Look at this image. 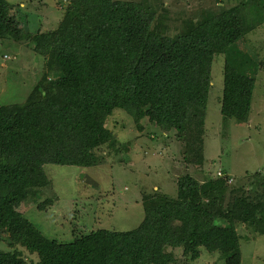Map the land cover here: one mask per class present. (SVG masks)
Instances as JSON below:
<instances>
[{"label": "trees", "instance_id": "obj_1", "mask_svg": "<svg viewBox=\"0 0 264 264\" xmlns=\"http://www.w3.org/2000/svg\"><path fill=\"white\" fill-rule=\"evenodd\" d=\"M160 1L67 0L55 28L32 33L0 0V39L32 44L43 63L24 102L0 105V242L10 248L0 249V264H172L179 248L193 260L204 248L229 258L223 264H240L238 226L264 237L262 172L250 175L248 189L231 187L226 171L205 182L183 176L174 197L143 196L144 218L135 229L73 231L70 240L47 237L13 209L44 198L42 210L57 199L45 164L97 167L127 151L117 137L125 125L141 129L147 121L176 130L188 140L183 158L201 165L217 54L224 58L221 121L248 122L258 65L241 45L240 5L202 14L190 30L171 35L158 20Z\"/></svg>", "mask_w": 264, "mask_h": 264}, {"label": "rangeland", "instance_id": "obj_2", "mask_svg": "<svg viewBox=\"0 0 264 264\" xmlns=\"http://www.w3.org/2000/svg\"><path fill=\"white\" fill-rule=\"evenodd\" d=\"M6 1L11 4L9 15L18 22V27L33 33L38 29L55 28L60 21L62 4L67 0ZM160 2L158 20L164 25V31L171 35L179 30H190L203 19L202 14L240 5L246 31L241 45H245L244 50L258 65L249 120L246 124L227 122L226 125L221 121L224 58L217 54L211 66L202 134V164L186 162L183 157L188 140L186 136H179L176 130H161L147 121L142 122L141 129L133 124L125 125L126 128L117 133L118 140L127 148L117 154L120 159L112 153L108 156L105 150L103 152L111 161L97 167L45 164V174L57 199L42 210L38 205L44 198L39 203L29 200L13 205L15 211L24 214L49 238L70 240L73 231L88 234L99 229H135L144 218L143 196L163 193L174 197L178 178L186 175L205 182L223 177V171H226L231 176L228 184L242 189H248L253 180L250 175L257 172L264 175V0ZM32 50V44L0 39V105L24 102L36 84L43 63ZM122 116L128 118L125 114ZM121 118L120 115L114 117L116 122ZM114 122L110 120L108 126L112 127ZM124 124L126 120L120 127ZM187 156L194 157L195 154L190 152ZM226 197L229 198V193ZM205 209H208L206 205ZM215 222L220 224L222 220L217 218ZM237 232L241 236L240 264H264V237L251 238L250 232L241 224ZM0 249L10 248L4 241L0 242ZM173 252L175 260L172 264H223L229 260L223 259L218 250L209 252L199 248L196 260L182 254L181 248Z\"/></svg>", "mask_w": 264, "mask_h": 264}]
</instances>
